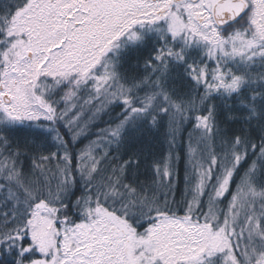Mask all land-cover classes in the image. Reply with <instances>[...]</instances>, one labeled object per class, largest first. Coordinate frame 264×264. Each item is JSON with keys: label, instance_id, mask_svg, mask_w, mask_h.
<instances>
[{"label": "snow or ice", "instance_id": "snow-or-ice-1", "mask_svg": "<svg viewBox=\"0 0 264 264\" xmlns=\"http://www.w3.org/2000/svg\"><path fill=\"white\" fill-rule=\"evenodd\" d=\"M0 264H264V0H0Z\"/></svg>", "mask_w": 264, "mask_h": 264}, {"label": "trees", "instance_id": "trees-1", "mask_svg": "<svg viewBox=\"0 0 264 264\" xmlns=\"http://www.w3.org/2000/svg\"><path fill=\"white\" fill-rule=\"evenodd\" d=\"M105 119H106V118H105ZM99 126H100V127H103L104 125H103V124H100ZM156 150L159 151V148H157ZM182 172H183V168H182V166H181V174H182ZM179 187L182 189V187H183L182 182H181V184L179 185ZM177 198H179V194L177 195Z\"/></svg>", "mask_w": 264, "mask_h": 264}]
</instances>
